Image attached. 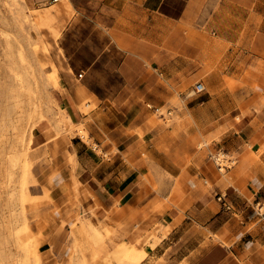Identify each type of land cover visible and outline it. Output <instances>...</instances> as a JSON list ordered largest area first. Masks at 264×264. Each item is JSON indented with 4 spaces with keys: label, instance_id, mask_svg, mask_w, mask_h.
<instances>
[{
    "label": "crops",
    "instance_id": "obj_1",
    "mask_svg": "<svg viewBox=\"0 0 264 264\" xmlns=\"http://www.w3.org/2000/svg\"><path fill=\"white\" fill-rule=\"evenodd\" d=\"M24 2L65 117L38 264H264V0Z\"/></svg>",
    "mask_w": 264,
    "mask_h": 264
},
{
    "label": "rangeland",
    "instance_id": "obj_2",
    "mask_svg": "<svg viewBox=\"0 0 264 264\" xmlns=\"http://www.w3.org/2000/svg\"><path fill=\"white\" fill-rule=\"evenodd\" d=\"M54 68L24 0H0V264H38L39 243L52 228L34 199L58 167L45 134L65 131ZM160 116L179 120L166 109ZM126 255L122 264H137Z\"/></svg>",
    "mask_w": 264,
    "mask_h": 264
},
{
    "label": "built area",
    "instance_id": "obj_3",
    "mask_svg": "<svg viewBox=\"0 0 264 264\" xmlns=\"http://www.w3.org/2000/svg\"><path fill=\"white\" fill-rule=\"evenodd\" d=\"M205 90V86L203 83L199 82L196 84V86L193 89L194 94L201 93ZM217 200L220 202H223L225 204V207L230 209V206L225 203V198L223 195L217 196ZM255 210L260 218V220H264V202L258 201L255 203Z\"/></svg>",
    "mask_w": 264,
    "mask_h": 264
},
{
    "label": "bare ground",
    "instance_id": "obj_4",
    "mask_svg": "<svg viewBox=\"0 0 264 264\" xmlns=\"http://www.w3.org/2000/svg\"><path fill=\"white\" fill-rule=\"evenodd\" d=\"M1 121H3V120H1ZM3 123V122H2Z\"/></svg>",
    "mask_w": 264,
    "mask_h": 264
}]
</instances>
